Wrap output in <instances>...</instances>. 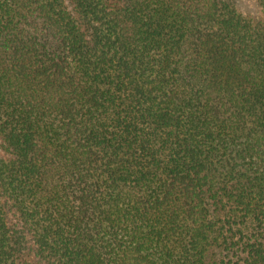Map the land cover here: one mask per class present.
Returning a JSON list of instances; mask_svg holds the SVG:
<instances>
[{
    "label": "trees",
    "instance_id": "16d2710c",
    "mask_svg": "<svg viewBox=\"0 0 264 264\" xmlns=\"http://www.w3.org/2000/svg\"><path fill=\"white\" fill-rule=\"evenodd\" d=\"M0 0V264H264V0Z\"/></svg>",
    "mask_w": 264,
    "mask_h": 264
},
{
    "label": "rangeland",
    "instance_id": "374dc122",
    "mask_svg": "<svg viewBox=\"0 0 264 264\" xmlns=\"http://www.w3.org/2000/svg\"><path fill=\"white\" fill-rule=\"evenodd\" d=\"M239 3H240V6L244 9H248V8H251V2L252 0H238Z\"/></svg>",
    "mask_w": 264,
    "mask_h": 264
}]
</instances>
